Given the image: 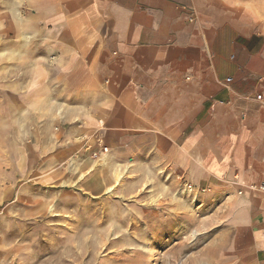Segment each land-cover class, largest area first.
I'll return each instance as SVG.
<instances>
[{
	"label": "crops",
	"instance_id": "0c3cea01",
	"mask_svg": "<svg viewBox=\"0 0 264 264\" xmlns=\"http://www.w3.org/2000/svg\"><path fill=\"white\" fill-rule=\"evenodd\" d=\"M14 2L15 108L42 176L99 193L151 150L222 199L223 263L264 264V0Z\"/></svg>",
	"mask_w": 264,
	"mask_h": 264
},
{
	"label": "rangeland",
	"instance_id": "374dc122",
	"mask_svg": "<svg viewBox=\"0 0 264 264\" xmlns=\"http://www.w3.org/2000/svg\"><path fill=\"white\" fill-rule=\"evenodd\" d=\"M14 7L0 0L11 32L0 40V264H225L222 199L157 171L151 150L148 162L118 163L128 168L99 193L42 176L48 157L15 108L26 71L14 56Z\"/></svg>",
	"mask_w": 264,
	"mask_h": 264
},
{
	"label": "built area",
	"instance_id": "2783aa9c",
	"mask_svg": "<svg viewBox=\"0 0 264 264\" xmlns=\"http://www.w3.org/2000/svg\"><path fill=\"white\" fill-rule=\"evenodd\" d=\"M228 82H230V80H228ZM107 149H105V151H106ZM95 157H96V155H94Z\"/></svg>",
	"mask_w": 264,
	"mask_h": 264
}]
</instances>
